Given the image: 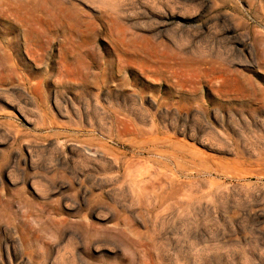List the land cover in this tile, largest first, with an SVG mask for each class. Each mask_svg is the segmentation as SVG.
<instances>
[{
	"label": "rangeland",
	"instance_id": "374dc122",
	"mask_svg": "<svg viewBox=\"0 0 264 264\" xmlns=\"http://www.w3.org/2000/svg\"><path fill=\"white\" fill-rule=\"evenodd\" d=\"M0 123V264H264V0H0Z\"/></svg>",
	"mask_w": 264,
	"mask_h": 264
},
{
	"label": "bare ground",
	"instance_id": "6f19581e",
	"mask_svg": "<svg viewBox=\"0 0 264 264\" xmlns=\"http://www.w3.org/2000/svg\"><path fill=\"white\" fill-rule=\"evenodd\" d=\"M19 132H20L19 130H16V131L14 130V132H13L10 129L7 132L6 131V124L0 123V134L4 137V139H6V133H7L14 141H18L20 139V133ZM28 142H30V141H28ZM27 151L28 152H31L30 147H29V149H27ZM106 154H107V152L105 153V156H106ZM29 158L30 157L28 155L25 156L23 163L26 164V165L29 164V166H31V163L29 162ZM101 161H103V160H101ZM129 161L127 160L124 163H121L118 157L113 156V155H111V156L109 155V158H107L105 160V165H104V163H103V165L106 166L105 169L107 171L113 172V171L116 170L117 167L118 168H121L124 164H127L128 165L130 163ZM12 167H13L12 165H8L7 167L5 166V168L2 171H0V179H3L4 177H6V179L9 182L13 183V181H14L13 180V176H14L15 171H13L14 169H12ZM110 174H109V176H110ZM106 176H108V175H106ZM36 178H37V173H35V172L32 173L31 172L30 174L27 175L26 182L31 186V189L33 190V192L38 195V194H40L41 192H43L45 190V187L42 188V186H41L42 183L40 184ZM110 178L112 179V177H110ZM110 178H109V180H110ZM65 182L66 181H64V180L54 181L53 184L51 185V188L55 187L56 189H59V191H62L64 188H66V183ZM81 194H82V196H84L86 194V189H82L81 190ZM65 206L68 207V204H65ZM99 210H100V206L99 205H92L90 207V214H92L93 216H95V218L100 219V215H99V212L100 211ZM134 215H135V217H137L142 222L145 221L144 220V211H141V210L137 211V210H135L134 211ZM92 225L93 224L89 223V226H92ZM94 230H96V231L91 235L92 237H89V238L86 239V242L90 243L92 245V248L93 249H96L97 250L99 247H101L103 245L111 244V242H112V239L110 237V234L111 233H109V231H107V229L106 230L105 229L101 230V229L95 227ZM128 234L129 235H131V234L136 235L137 234V230H134V229L133 230H129V233ZM11 262H12V260H11Z\"/></svg>",
	"mask_w": 264,
	"mask_h": 264
}]
</instances>
